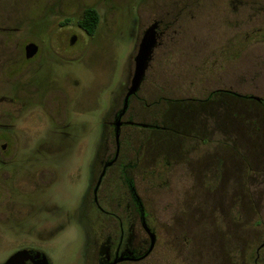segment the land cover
Listing matches in <instances>:
<instances>
[{
	"label": "rangeland",
	"instance_id": "374dc122",
	"mask_svg": "<svg viewBox=\"0 0 264 264\" xmlns=\"http://www.w3.org/2000/svg\"><path fill=\"white\" fill-rule=\"evenodd\" d=\"M46 3L49 13L45 9ZM52 3V0H0L2 20L18 23L23 28V32L17 35L20 39L12 40L13 46L17 40H28L23 36H33L40 52L47 54L51 40L47 39L44 29L47 18L55 21L56 16L63 13L78 17L79 10L88 6L103 9L105 16L95 36L82 39L84 48H75L76 54L69 62L56 64L53 61L52 66L67 92V99H60L42 109L32 108L14 123L9 146L19 149V154L35 148L56 150L54 169L59 173V190L54 199L56 210L42 214L40 230L0 228V264L18 251H36L45 257L48 264H92L90 237L80 214L82 196L90 180L89 170L96 163L103 137L108 131L104 125L107 113L114 98L122 91L129 72V78L132 76L138 38L152 18L169 24L168 36L174 34V47H169L170 52V39H163L162 45L155 50L139 91V97L147 102L139 112L137 110L134 118L146 124L152 123L155 128H132L136 134L132 146H128L127 130L122 135L123 155L126 163L136 166L133 169L134 187L150 216L157 239L153 255L137 264H186V261L191 264H224L223 259L229 257L228 251L234 245H240L229 237L232 232L243 237L250 231L251 240L259 237L257 231L260 227L251 229L252 232L239 230V227L250 229V222L255 220L262 221L264 227V187L260 185L259 177H252L249 185L239 190V197L250 195L256 215H248L244 200L227 214L226 211L217 214L218 210L213 207L217 206L220 197L227 201L223 209L234 197L229 193L234 182L228 181V168L218 181V175H221L217 172L218 162L222 153L211 150L209 153L199 152L193 156L194 159L186 160L185 157L186 172L181 161L185 151L190 149L187 141L200 144L198 140L202 136L214 131L234 134L236 147L245 146L244 142H248V161L251 159L258 165L262 162L264 109L249 108L250 102L235 99L227 93L205 99L210 91H203L200 87L207 83L213 85V89L219 82L231 83L239 95L264 99V89L259 85L264 76L247 74L249 60L252 65H260L258 60L255 62L254 55L255 49L261 45L253 43L245 50L243 7L235 8L236 12L230 9L235 12V60L229 64L224 62V72L211 75L206 81L205 75L201 76L194 66H184L189 62L195 65L197 61L192 54L203 48L201 43L204 39L217 42L219 47L224 46L225 39L215 40L210 34L218 21L215 13H211L209 18L199 19L184 39H180L181 25L183 27L185 23V18L183 21L180 16L183 0H63V10L56 8L55 11L50 8ZM203 3L204 6L212 5L213 0H203ZM97 33L100 38H96ZM58 36L56 39H64L63 35ZM175 45H178L176 50ZM171 53H174L172 58ZM180 53L184 55L182 59ZM183 58H189L185 65L186 59ZM260 66L264 68V60ZM222 100H230V106ZM58 121L67 125L66 137L56 134V126H61ZM216 137L220 136H213ZM193 142L194 147H191L194 150L208 147L207 144L196 146ZM110 146H114L112 140ZM253 146L257 149L249 148ZM166 155L177 162L168 159L165 163ZM138 157L140 162H137ZM223 159L230 163L229 159ZM106 208L120 215L115 202L108 203ZM237 214L243 223L239 227L234 222ZM100 222L105 233L116 229V222L111 219ZM23 223V226L36 227L35 221ZM140 236H144L142 232ZM250 236L244 239L250 240ZM248 249L250 251L252 247L249 245Z\"/></svg>",
	"mask_w": 264,
	"mask_h": 264
},
{
	"label": "flooded vegetation",
	"instance_id": "af4514ba",
	"mask_svg": "<svg viewBox=\"0 0 264 264\" xmlns=\"http://www.w3.org/2000/svg\"><path fill=\"white\" fill-rule=\"evenodd\" d=\"M54 3L50 8H60L63 10V0H52ZM45 6V9L49 10ZM180 11V16L185 23L181 25V37L184 39L188 30L192 28L199 19L209 18V15L216 14V26L211 28L210 34L213 39H225L224 46H218L215 41H208L204 39L202 49H197L192 56L197 62L195 65L191 64L187 58L184 68L193 67L199 71V74L205 75V79L211 75L221 74L224 72V62L232 63L235 60V27L234 18L237 8L243 7L245 11V34L243 41L245 50H248L252 44H260L259 49H255L254 55L255 62L258 60L259 64L264 60V0H213L212 5L207 4L204 6L203 0H183ZM206 7V9L204 8ZM236 8V10H235ZM230 9L235 12L230 11ZM92 10L97 13L99 23L97 28L100 27V21L105 16L103 9L88 6L83 7L79 11V16H67L65 13L58 14L55 21H49L47 18L44 29L47 32V39L49 41V52L44 54L40 52V47L33 39V36H23L26 41L15 42L13 46V39H20L17 35L23 32V28L18 23H8L3 21L0 15V228L4 230H40L42 227L41 218L43 213H53L56 210L54 199L56 198L59 190V173L54 169V160L58 155L56 150L35 148L24 150L19 154V149L9 146V140L12 136V130L16 119L20 118L26 111L32 108L47 107L54 102H59L60 99L65 101L67 99V92L61 85L59 77L55 74L53 61L56 64L69 62L71 57L75 55V48L79 49L83 46L82 39L91 38L95 36L89 35L83 28L84 12ZM64 12V11H63ZM47 14V12H46ZM49 17V14L48 16ZM169 24H163V21L152 18L150 24L142 31L141 38L135 56L138 53L139 46L145 33L151 32L153 47L151 50L147 69L145 71L143 80L140 84L138 91L126 99L128 90L130 88L131 78L130 72L128 79L122 91L114 98L113 106L110 107L107 113V119L104 122L108 131L103 137L102 146L100 147L99 154L96 157V163L89 170L90 180L85 194L82 196V209L81 218L87 233L90 237V246L92 249V264H137L150 258L156 246V234L150 216L146 213L138 196L134 180L135 175L133 169L136 168L132 163H126L123 155L122 135L123 131L127 130L128 146H132L136 134L132 128H155L152 123H143L135 119V114L146 104V99L139 97V91L145 81L146 72L149 69L155 50L162 45L163 39H170L168 49L174 47V34L168 36ZM60 34V35H59ZM166 34V37H164ZM14 35V36H12ZM59 35V36H58ZM63 35L64 39H56L57 36ZM101 36V35H100ZM96 34V38H100ZM23 38V39H24ZM179 39V40H180ZM179 40L178 43L179 44ZM34 46L35 52L29 53L26 51L28 46ZM178 45H175V50ZM171 47V49L169 48ZM16 51H14V49ZM84 48V46H83ZM174 50V49H173ZM258 50V52H257ZM252 52V51H251ZM181 54V53H180ZM174 53H171V58ZM184 55L181 54V58ZM135 58V57H134ZM257 61V62H258ZM247 71L249 76H264V68L260 65L251 64ZM183 65V64H182ZM134 66V59H133ZM134 70V68H133ZM253 72H255L253 74ZM214 81V80H213ZM204 84V85H203ZM201 84L203 91H210L205 99H208L214 94L227 93L235 99L250 102L249 108L258 110L264 109V99L253 95H239L235 89L231 87V83H217L215 88L212 89L211 84ZM260 87L264 89V79L259 83ZM206 86V87H205ZM201 100V99H200ZM203 100V99H202ZM230 106V100H222L223 103ZM140 107V108H139ZM48 114V113H47ZM50 116V115H49ZM61 116V115H60ZM55 119V116L52 117ZM58 125H61L58 121ZM118 125V127H117ZM56 134L66 137L65 123L61 126H56ZM116 130L118 139L116 142ZM212 132V133H210ZM198 140L200 144H195L193 141L189 142L190 149L184 153V158L181 161L186 172L184 159H194L193 156L199 152L209 153L217 151L222 153L219 157L221 160L218 162L221 175H218V181L221 179L222 172L228 168L229 182H234L233 189L229 192L233 195L232 200H228L226 209L223 206L226 204L225 197H220L216 208L217 214L225 212L236 206L237 196L236 190V171H245V168L239 164H235V157L237 154L246 156L249 150L247 143L245 146L236 147V137L230 133H216L210 131ZM210 134L220 137L213 138ZM111 140L114 146H110ZM132 141V142H131ZM210 141H213L210 144ZM245 141V140H244ZM131 142V143H130ZM200 145H208L207 149L194 150L193 147ZM264 142V140H263ZM210 144V145H209ZM193 146V147H191ZM214 148H213V147ZM130 148V147H128ZM135 148V147H134ZM219 148V149H218ZM251 148V147H249ZM252 149V148H251ZM136 150V149H135ZM194 150V151H192ZM256 150V149H255ZM264 154V147L262 148ZM146 151V150H145ZM192 151V152H191ZM147 153V151H146ZM194 154V155H193ZM148 155V154H147ZM149 156V155H148ZM222 157V158H221ZM223 157L229 159L230 163L227 164ZM173 160V158L166 155V160ZM251 160V159H250ZM249 160V161H250ZM49 161L52 163L50 164ZM137 162H140L139 157ZM177 162V161H175ZM146 163V162H145ZM167 165L170 166L168 162ZM253 166V167H252ZM222 169V170H221ZM254 169L258 172V181L264 187V157L260 165L254 163L249 165V171ZM193 175V173H192ZM190 179V175L187 174ZM253 179L251 175L245 181L246 186L249 185L250 180ZM220 182V181H219ZM225 195V194H224ZM115 202L116 208L120 211V215H116L107 211V204ZM248 215H251L252 198L246 196L244 203ZM232 213H235L234 211ZM121 216V217H120ZM111 219L116 222V229L111 233L102 231V224L100 221ZM35 221L36 227L23 226L24 221ZM235 222V218H234ZM40 226H38V224ZM260 228L254 231L258 232L259 237L251 240V233L248 231L241 237L237 232H232L229 237L232 241L240 243L239 247L246 249L251 246L250 253L251 264H264V227L262 221L259 223ZM236 226V224H235ZM262 227V228H261ZM242 228H239V230ZM220 230V229H219ZM251 230V229H249ZM143 233L141 238L140 233ZM252 232V230H251ZM154 235V244L150 248V238L148 234ZM229 233V232H227ZM226 235V234H225ZM250 236V240L244 237ZM253 244V245H252ZM192 247H190V250ZM32 255L36 251H29ZM228 259H223L224 264H246L245 261L236 260V247L235 245L228 251ZM220 255V252H219ZM232 261V263H231ZM25 264H31L26 262ZM48 264V262H47ZM186 264L191 262L186 261Z\"/></svg>",
	"mask_w": 264,
	"mask_h": 264
},
{
	"label": "water",
	"instance_id": "95a60500",
	"mask_svg": "<svg viewBox=\"0 0 264 264\" xmlns=\"http://www.w3.org/2000/svg\"><path fill=\"white\" fill-rule=\"evenodd\" d=\"M153 41L154 39H152L151 32H147L144 34L139 46L138 53L134 58L133 76L126 99L129 96L134 95L140 87L148 66L151 50L153 47ZM26 51L32 54L35 52V47L30 45L26 48ZM117 139L118 133L116 130V142ZM148 236L150 238V250L154 244V235L149 233ZM26 262H29L31 264H47V260L43 255H41L40 253H35L34 255H32L29 251H18L11 255L3 264H25Z\"/></svg>",
	"mask_w": 264,
	"mask_h": 264
},
{
	"label": "trees",
	"instance_id": "16d2710c",
	"mask_svg": "<svg viewBox=\"0 0 264 264\" xmlns=\"http://www.w3.org/2000/svg\"><path fill=\"white\" fill-rule=\"evenodd\" d=\"M83 20L85 22L83 24L84 30L89 35L93 34L94 31L96 30L97 26H98V23H99V17L97 16V13L95 11H92V10H87L84 12V19ZM243 134H246V133H243ZM255 147H257V146H255ZM251 148L257 149V148H254V146ZM235 159H236V161H235L236 165L241 164L245 168V171H236L235 172L236 190H238L237 196L239 197V190L246 187L245 181H247L248 176L251 175V177H258L260 174L258 172H255L254 169H252V171H249V165L254 164V162H252L251 160L248 161V158L246 156L237 154ZM244 199L245 198H243V197H239L237 199L236 206L243 203ZM252 215H256V211L253 208V206L251 209V216ZM241 220H242L241 216L239 217V214H237L235 217V224L237 227H239L241 224H243L241 222ZM259 223H260V221H258V220H255L254 222H250V225L252 227L250 229L260 227ZM252 224H254V225H252ZM239 228L249 230V228H247V226L246 227L240 226ZM250 253H251V251H249V249L247 250V248L243 249L242 247L237 246L236 247V260L237 261L242 260V261H245L246 264H251V261L249 258Z\"/></svg>",
	"mask_w": 264,
	"mask_h": 264
}]
</instances>
